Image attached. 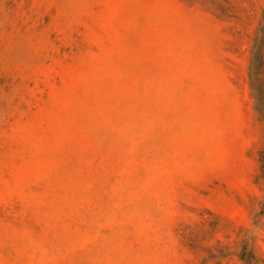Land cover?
Here are the masks:
<instances>
[{"label": "rangeland", "instance_id": "obj_1", "mask_svg": "<svg viewBox=\"0 0 264 264\" xmlns=\"http://www.w3.org/2000/svg\"><path fill=\"white\" fill-rule=\"evenodd\" d=\"M264 0H0V264H264Z\"/></svg>", "mask_w": 264, "mask_h": 264}, {"label": "trees", "instance_id": "obj_2", "mask_svg": "<svg viewBox=\"0 0 264 264\" xmlns=\"http://www.w3.org/2000/svg\"><path fill=\"white\" fill-rule=\"evenodd\" d=\"M264 99V92L261 88L258 89V97L257 100H263Z\"/></svg>", "mask_w": 264, "mask_h": 264}]
</instances>
